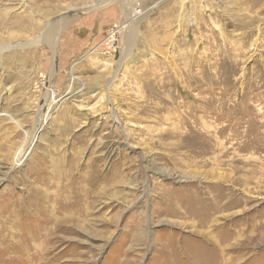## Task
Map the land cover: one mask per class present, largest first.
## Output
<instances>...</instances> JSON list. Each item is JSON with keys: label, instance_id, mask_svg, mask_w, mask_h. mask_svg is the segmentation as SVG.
I'll return each instance as SVG.
<instances>
[{"label": "rangeland", "instance_id": "1", "mask_svg": "<svg viewBox=\"0 0 264 264\" xmlns=\"http://www.w3.org/2000/svg\"><path fill=\"white\" fill-rule=\"evenodd\" d=\"M220 238V264H264V0H0V264H191Z\"/></svg>", "mask_w": 264, "mask_h": 264}, {"label": "bare ground", "instance_id": "2", "mask_svg": "<svg viewBox=\"0 0 264 264\" xmlns=\"http://www.w3.org/2000/svg\"><path fill=\"white\" fill-rule=\"evenodd\" d=\"M56 28H59V26L58 27H56V26H52L51 27V29L46 33V42H50L51 40H52V38H53V36L55 35V33H57V30H56ZM24 153H25V151L24 150H20V151H17V153H16V156H15V158H14V165H13V167H11L10 168V170H9V172H12L13 170H14V167H17L16 165L19 163V162H22V158H23V156H24ZM99 165V164H98ZM100 167V166H99ZM118 167V166H117ZM93 168H94V170H93V172H92V174H90L91 176H79L78 177V179H80V180H82V181H89V182H87L88 184H89V187H94L93 185L94 184H96L97 183V181L99 180L98 178H96V177H100V171L101 170H99L98 168H97V165L95 164V167L93 166ZM10 175V174H9ZM84 175V174H83ZM88 175V174H87ZM105 175V174H104ZM73 178V174H71V173H69L68 174V183H70V186H68L67 188H66V192H68V193H72L73 194V199L75 200L71 205L70 204H67V205H65V206H63V208L66 210V209H73V211L74 212H78V211H80L81 209L82 210H85V211H89L90 210V208H92V205H90V203L89 204H86V206H85V208H82V204H81V202H79V196L78 195H80L79 193H77L76 192V188H79V184L76 186L74 183H75V180L76 179H72ZM104 178V177H103ZM118 178V177H117ZM108 180H107V183H111V177L110 176H108V178H107ZM118 180V179H117ZM178 181V180H177ZM115 182H117V181H115ZM81 183V182H80ZM114 183V182H113ZM214 183V182H213ZM211 186H213V185H211ZM219 191H221L220 190V186H215ZM215 187L213 186V187H209L208 188V191L210 190V189H215ZM216 190V189H215ZM228 193H230V192H228ZM230 195H231V193H230ZM226 197V196H225ZM194 198V197H193ZM212 198V197H211ZM215 198V197H214ZM228 198V197H227ZM195 199V201L198 203V204H200V199L198 198V196H196V198H194ZM216 200L218 201H221V200H224V195H222V194H218V195H216ZM210 202V201H209ZM216 203V202H215ZM209 204V203H208ZM213 204V203H212ZM70 205V206H69ZM230 205V204H229ZM228 204L227 205H224V209H228V208H230V206H229ZM222 206V205H221ZM207 207V206H206ZM215 209V208H214ZM214 209H212V207H211V203L209 204V207L207 208V209H204L205 211H202L201 213H199L198 214V216L200 217L199 218V220H198V222H200L201 224H203V225H206V224H208V223H210L211 222V215H210V211H214ZM71 210H70V212H71ZM194 212H193V214L195 215L196 214V210H193ZM197 216V215H196ZM215 229H217V230H219L220 228L219 227H216ZM203 231V230H202ZM229 235V234H228ZM228 238V237H227ZM226 238V239H227ZM226 239H225V241H222L221 240V238H220V241H219V239H217L216 241V244H215V246H214V250H213V247L212 248H210L211 246H209V247H207V246H203V247H201V248H199L198 249V251L199 250H204L205 252H206V250H213L214 251V255H213V253L211 254V256L210 257H208V258H202V259H200V258H197V260H192V262L190 261V263L191 264H211L212 262L213 263H226V262H224L221 258H222V255H223V252L225 251V250H223V249H221V250H219L218 248H219V245H220V243L221 242H226ZM206 242V241H205ZM237 242V241H236ZM238 243V242H237ZM223 244V243H222ZM232 244H230L229 246H231ZM235 245V244H234ZM197 251V250H196ZM192 252V251H191ZM194 252V251H193ZM178 253V252H177ZM176 253V254H177ZM196 253V252H195ZM199 254H201V253H203V251H199L198 252ZM226 253V252H225ZM178 255H180V254H178ZM221 256V257H220ZM214 257V258H213ZM215 261V262H214ZM189 262V261H188ZM212 263V264H213Z\"/></svg>", "mask_w": 264, "mask_h": 264}, {"label": "built area", "instance_id": "3", "mask_svg": "<svg viewBox=\"0 0 264 264\" xmlns=\"http://www.w3.org/2000/svg\"><path fill=\"white\" fill-rule=\"evenodd\" d=\"M145 0H136V6H139L141 3H143Z\"/></svg>", "mask_w": 264, "mask_h": 264}]
</instances>
